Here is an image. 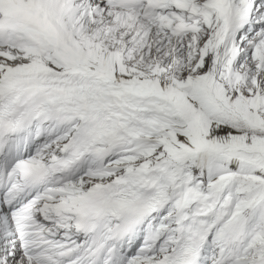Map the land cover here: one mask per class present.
<instances>
[{"label": "bare ground", "instance_id": "bare-ground-1", "mask_svg": "<svg viewBox=\"0 0 264 264\" xmlns=\"http://www.w3.org/2000/svg\"><path fill=\"white\" fill-rule=\"evenodd\" d=\"M53 1L58 6L65 4L63 10L71 9L63 22L65 28L61 27L57 33L55 49L45 51L42 58H36L29 48L11 47L8 52L0 48V65L11 67L20 63L41 72L45 65L54 64V80L43 78L41 81L43 86L51 85L60 79L59 62L65 49L64 43L70 47L74 56L83 60L82 66L94 70L95 65H102L111 77L102 68L96 70L110 81L99 82L100 95H106L108 89L113 87V82L121 84H117L114 91V94L124 96V103L118 110L124 123L133 127L135 133L139 134L146 117L151 114L163 115L176 123V126L161 131L162 149L154 155L143 157L139 161L140 167L149 170L153 163L152 170L169 177L170 198L176 204L189 206L196 213L212 215L214 221L220 219L228 204V201L223 204L221 198L225 188L222 181H226L228 173L233 170L254 173L263 171L254 166L255 162H248L246 157V162H243L242 157L238 158L234 151L243 146L257 152L264 151V140L211 121L212 103L203 94V85H206L209 92L222 104L232 107L252 125L261 126L257 114V99L246 105L230 86L227 60L230 59L228 44L233 34L227 27L219 24L210 27L207 34L209 39L206 38V76L193 80L194 83L189 81L199 91L197 94H187L183 91L184 83H180L175 77L176 69L172 68L176 59L169 58L182 49L183 43L178 39L175 42L168 39L131 15H120L107 9L103 11L97 0ZM258 12L259 10L256 14ZM130 55L135 56L136 63L144 62L147 67L151 61L157 63V69H151L150 75L144 76V71L139 66L128 62L127 57ZM168 58L170 71L162 66ZM74 63L75 60L71 59L64 70L74 73ZM199 79H203L204 84H198ZM114 100L115 97H112V101ZM35 138L36 135L28 143L39 150ZM179 153H183L184 157H180ZM197 174L202 176L204 182H209L206 188L196 185ZM214 188L216 193L211 194V189ZM0 264H25V261L11 252L0 256Z\"/></svg>", "mask_w": 264, "mask_h": 264}, {"label": "rangeland", "instance_id": "rangeland-1", "mask_svg": "<svg viewBox=\"0 0 264 264\" xmlns=\"http://www.w3.org/2000/svg\"><path fill=\"white\" fill-rule=\"evenodd\" d=\"M239 3L240 2H238V4ZM214 24H219V23L216 22ZM263 30L264 28L255 30L254 31L255 33H251V36L247 34L246 36H244V38L242 39L240 38V40L237 39L236 46H240V55L238 56L236 61L233 63L234 65L233 64L231 66L227 65L228 69H230L228 73L230 75L229 77L230 82H231L230 86L232 87V90L237 94V97L240 100H242V102L246 105H248L252 100L257 99V102H258L257 114L259 117V121L261 122V126L258 127V126L252 125L249 121H246L240 114H234V113L230 114L228 112H223V113L219 112V114L222 116L221 119L219 118H211V119L215 123L219 122L221 123L219 125L232 129L236 132L248 133V134H251L252 136H255L258 138L260 137L261 139L264 140V50H262L264 49V40H263L264 36H261V35L258 36L259 31H263ZM209 31L210 30L203 31V33L199 37L196 38V41L195 39L184 40L185 42H183L182 49L179 52L177 51V53L175 52L169 56V58L172 57V59L173 58L176 59V61L173 62L172 68L174 67L176 69L175 77L180 83L189 84V81L193 82V80L195 81L199 77L203 78L206 76L205 72L207 70V66H206L207 57L205 55V52H206V44H207L206 38L209 39V35L207 37V34L209 33ZM235 37H236V33L233 34V37H231L230 44L234 42ZM225 40L227 43L226 37H225ZM242 42H244L243 43L244 48L241 47ZM249 44H254V45H250L251 49L249 47ZM229 49L230 48L228 47V52H229ZM169 58L165 60L162 65L167 71L171 70V66L170 65L168 66ZM127 59L129 63L139 66L141 71H144L143 72L144 76H149L151 73V69L153 68L157 69L156 66H158L157 63H153L152 61H151L152 64L150 62L148 67L147 65H144V62L136 63V58L134 55L128 56ZM197 82L198 84H201V85L204 84L203 79H199ZM203 86H204V90L210 93L208 90V87L206 85H203ZM238 117L241 118V121L237 119ZM165 118L166 117H163V115H158V114H155V115L151 114V115H148V117H146V121L141 127L143 129H141L139 134L146 132L147 134L150 133L149 135L151 136L150 137L144 136L145 138L142 140L140 144L141 146L142 144L145 146V149H143L142 152L139 154L141 158L143 157L146 158L147 156H149V154H154L152 148L155 147L156 145H159V146L157 148H154L155 152L162 149V144L160 143V137L163 133L161 131L168 129L172 126H176V123L172 122L171 119L169 118H167L168 121L166 122H163V123L158 122V120L164 121ZM235 151H237V153H240L242 157H246L248 159V162L250 161L256 162V164H258L259 167L263 170L261 172L262 174L259 172L255 175L254 174L251 175L242 170H233V171H230V173H228L231 179V182H230V185L225 189L222 195V200L225 199L224 198L225 195H231L233 197L234 203H231L230 212H233L237 216L238 211L244 208L243 206L239 204L236 205V202L239 203L240 201H243L245 199L244 190L248 189L253 184L251 177L253 176L254 178L264 177L263 176L264 175V153H263L264 151L257 152L256 150H251L244 146L240 150H235ZM196 178L198 179V184L201 187L209 184V182L207 181L203 182L200 176H197ZM197 179L195 181H197ZM238 186L240 187L238 188ZM227 201L228 200L222 201V203L224 204ZM248 211L249 209H247L245 212H242V215L245 217ZM245 221L246 220L244 218V222ZM222 222L224 221L222 220ZM246 222H247V227L253 226V223L251 221H246ZM239 238L243 239L241 241V244H242L241 248L246 252V257L250 258V257L255 256L253 255L255 241H252V242L250 241L252 239V236H249L246 239H244L243 236L240 235ZM262 258H263L262 264H264V254Z\"/></svg>", "mask_w": 264, "mask_h": 264}]
</instances>
